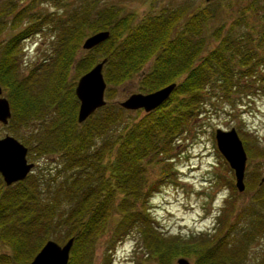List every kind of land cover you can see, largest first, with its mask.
I'll list each match as a JSON object with an SVG mask.
<instances>
[{"label": "trees", "instance_id": "obj_1", "mask_svg": "<svg viewBox=\"0 0 264 264\" xmlns=\"http://www.w3.org/2000/svg\"><path fill=\"white\" fill-rule=\"evenodd\" d=\"M216 1L190 13L187 5L163 7L133 23L132 15H121L114 5L99 6L96 0H76L70 8L49 12L29 10L42 4L65 6L67 0H28L21 7L17 0H0V37L6 28L17 30L0 42V81L12 107L8 123L27 125L42 114L45 95L61 90L72 107L62 121L56 120L51 133L38 139L34 149L28 148L32 158L33 154L57 153L61 166L55 172H30L11 185L0 178V247L6 248L0 251V264H28L50 239L48 233L38 234L60 227L65 238H74L68 264H86V254L112 213L118 214L112 241L120 242L136 229L142 246L158 264H170L175 257H190L191 264H257L249 258L248 249L257 235L264 234V177L258 179L260 187L252 197L258 210L250 209L251 218L244 225L241 213L231 224L222 218L211 235L167 237L156 227L146 203L155 182L147 184L145 157L173 150L208 101L264 94V0L239 4L226 33L222 24L209 32V23L219 13V8L209 5ZM26 18L28 25L18 29ZM44 27L58 34L60 49L52 70L36 67L28 76L17 77L22 42ZM101 30L109 31V36L88 50L106 58L103 76L107 84L124 81L151 58L152 67L142 78V93L176 84L161 105L137 121L123 115L127 110L122 107L107 104L84 122L77 121L76 96L66 75L73 65L85 72L102 60L89 54L76 62L74 54L84 37ZM211 40L216 41L214 46ZM46 77V87L31 96V83ZM51 96V103L56 102V96ZM242 141L246 146V140ZM114 147L116 156L110 160L108 154ZM245 149L250 157L264 158V146L254 152ZM169 166L165 163L163 172Z\"/></svg>", "mask_w": 264, "mask_h": 264}, {"label": "rangeland", "instance_id": "obj_2", "mask_svg": "<svg viewBox=\"0 0 264 264\" xmlns=\"http://www.w3.org/2000/svg\"><path fill=\"white\" fill-rule=\"evenodd\" d=\"M74 1L76 0H67V5L60 6L61 8L53 7L50 4L37 5L29 11L42 10L43 12H49L62 8L65 10V8L72 7L73 3L74 5L77 4ZM96 1L99 2V6L114 5L121 15H132L133 23L138 22L147 14L159 12L163 7L187 5V12L190 13L201 5L208 3L206 0ZM228 1L217 0L209 5L214 7V9L219 8L217 18L209 23V32H212L215 27L222 24L225 25V28H222V32L226 33V29L230 27L232 21L238 15L239 4L243 5L248 2V0H235L229 4ZM17 2L18 6L21 7L26 5L28 0H17ZM28 23V18H26L17 25L18 29L24 28ZM16 31L15 29L6 28L1 33L0 42L8 39ZM236 31L240 32L241 29ZM57 35V32L50 27H44L43 30L30 35L22 42L18 58L19 65H17L18 71L15 72L17 77L28 76L30 71L36 67H41L42 71L47 69L49 72L52 70V63L60 49L57 44ZM84 39L85 37L79 47L75 49L76 62L81 57L89 54L95 57L98 56V60H101L103 58L102 55L100 56L97 52L82 48ZM215 43V40H211L212 46ZM152 61L153 58L145 62L140 70L118 84L106 83L104 92L106 104L120 106V102L128 98L130 94L141 93L143 75L151 69ZM97 62H93L90 68ZM263 68L261 72H264ZM83 70V68L73 65L66 75V83L72 87L74 95V88L78 78L86 72V70L85 72ZM47 81L46 77L40 83H37V81L32 82L29 94L34 97L37 93H41L40 91L46 87ZM0 85L2 87L1 95L6 97L7 89L1 81ZM64 93L61 90L58 92V96L51 94L56 96V102L53 103H51L52 96L46 94V104L42 105V114L32 118L27 125H19L16 122L12 123V125L11 123H0V137L5 134H11L25 145L24 140H27L29 142V145H26L27 148L32 146V149H34L39 138L51 133V128L56 120L62 121L64 116L71 111L72 107L68 106ZM73 104L77 117L79 105L77 97ZM123 109L127 110L123 115L131 116L134 121H137L147 113L143 108ZM94 113L90 117L94 116ZM231 127L237 130L241 139L244 138V141L246 140V146L252 152L256 151L257 147L264 146V94H252L250 98L245 96L240 98V96L232 95L229 101H208L204 110L196 119L189 123L187 129L174 143L173 150L167 154L152 155L151 157L148 155L143 159V174L146 177L147 184L155 182L152 195L146 202L147 207L155 220L156 227L167 237L180 235L187 238L190 236L197 237L201 234L211 235L215 232L218 224L220 225L222 218H228V223L231 224L235 216L240 213L243 215L242 224L244 225L246 220L251 218L250 209H257L253 205L252 197L255 196L256 191L260 187L258 179L264 177V158L259 156L250 157L246 150L245 188L239 191L235 185L233 169L218 151L215 140V130L217 128L228 130ZM33 155L34 158L27 153V159L35 163L31 173H37L39 170L53 173L61 166V159L55 152L41 154L40 156L39 154ZM115 156L116 149L114 147L108 154V158L112 160ZM166 157L169 158L166 159ZM165 163L170 165L167 172H163L162 168ZM0 178H2L1 175ZM231 186L234 188H231L234 193H230L229 187ZM229 196L231 197L230 199H228ZM229 201H232L231 205ZM232 206L233 212L230 211ZM253 211L255 212V210ZM112 214L107 219L103 231L94 241L89 254H86L85 263L102 264L109 260L110 264H158L145 250V247L142 246L138 230H133L120 242L114 243L112 241L111 230L118 219L117 213ZM262 215L264 217V210H262ZM46 233H48L50 239H54L60 244L67 240L64 237L65 230L63 227L56 230L46 229L40 232L38 237H42ZM0 251L5 252L6 248L0 247ZM248 256L253 259V262L263 264L264 234L257 235L254 238L248 249ZM177 258L179 257L173 258L170 264H177ZM187 258L191 264L192 258Z\"/></svg>", "mask_w": 264, "mask_h": 264}, {"label": "water", "instance_id": "obj_3", "mask_svg": "<svg viewBox=\"0 0 264 264\" xmlns=\"http://www.w3.org/2000/svg\"><path fill=\"white\" fill-rule=\"evenodd\" d=\"M211 1V0H206ZM109 36V31L101 30L86 37L82 48L90 49ZM106 58L97 62L92 68L83 73L74 88L79 101L77 121H85L98 108L106 104L104 92L106 82L103 76V66ZM175 83L167 84L149 93H132L120 106L126 109L143 108L150 111L161 105L171 94ZM0 85V122L7 124L11 117L9 100L2 96ZM215 140L218 151L226 159L234 171L235 185L239 191L244 190V174L247 153L237 130L217 128ZM28 148L16 137L5 134L0 137V175L6 185L21 181L31 172L34 163L27 159ZM74 238L70 237L63 244L54 239H48L34 255L28 264H68ZM177 264H189L185 257L176 259Z\"/></svg>", "mask_w": 264, "mask_h": 264}]
</instances>
